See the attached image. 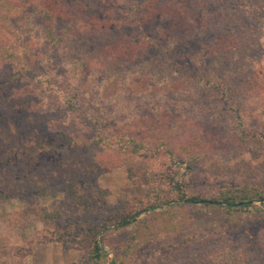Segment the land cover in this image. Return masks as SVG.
I'll list each match as a JSON object with an SVG mask.
<instances>
[{
  "label": "trees",
  "instance_id": "obj_1",
  "mask_svg": "<svg viewBox=\"0 0 264 264\" xmlns=\"http://www.w3.org/2000/svg\"><path fill=\"white\" fill-rule=\"evenodd\" d=\"M31 1L25 7V27L57 55L65 90L90 97L93 106L86 117L95 134L89 143L114 146L137 194L110 206L87 177L73 175L33 180L26 187L0 186V208L10 199L22 205L19 211L0 209L6 227L0 233V254L7 251L9 264H23L39 241L47 240L34 228L36 239L21 233L22 245L8 248L11 232L30 227L29 215L53 226L48 242L83 250L80 264H101L106 258L101 245L111 232L101 231L145 222L135 220L149 210L181 202L230 213L264 203V184L260 186L255 169L250 180L240 175L232 186L209 173V165H218L217 151L193 148V155L180 156L163 143L124 134L113 138L108 129L109 123L128 128L149 115L166 120L182 111L184 117L192 113L210 124L215 120L216 130L226 132L231 149L225 150L232 154L264 149L262 133L249 125L264 117V0ZM21 78L0 67V164L13 145L21 146L23 132H35L48 121L39 112V94L28 92ZM37 82L72 107L73 99L55 82ZM195 177L223 184L209 193H191L189 182ZM47 199L52 200L51 212L41 202ZM238 241L220 234L194 237L171 245V255L152 264H264V245L258 243L255 253Z\"/></svg>",
  "mask_w": 264,
  "mask_h": 264
},
{
  "label": "rangeland",
  "instance_id": "obj_2",
  "mask_svg": "<svg viewBox=\"0 0 264 264\" xmlns=\"http://www.w3.org/2000/svg\"><path fill=\"white\" fill-rule=\"evenodd\" d=\"M30 2L32 1L0 0V67L13 75H22L21 84H25L24 88L28 92L35 91L39 94V112L45 113L48 121L35 132H23L21 146L13 145L8 150L0 164V186L19 188L26 187L33 180H54L61 175L79 178L85 176L90 184H95L105 193V200L110 206L117 205L119 198L132 197L137 194V189L129 180L126 167L120 165L114 146L96 147L89 143L95 133L86 115L93 102L89 101V96L73 92L72 89L67 92L66 77L61 78L64 72L57 55L42 47L25 27V7ZM151 34L146 37L151 38ZM10 55L17 58H11ZM38 80L55 82L56 87L73 99L72 107L65 105L56 92L47 89L44 91ZM247 108L252 112L255 107L247 104ZM183 113L185 112L180 111L174 118L166 120L149 115L142 122L131 124L128 128H118L109 123L108 129L113 138L124 134L139 141L163 143L168 150L181 153L180 156L193 155V148L201 152L217 151L218 156L214 160L218 165L207 167L210 175L222 176L224 183L234 186L241 179L238 177L245 176V179L250 180L251 170L255 169L260 186L264 184V149L232 154L225 150L231 149V146L225 138L226 132L216 130L215 120L212 125L209 121L196 118L192 113L190 118L184 117ZM255 119L249 123L250 129L262 133L264 142V117ZM221 183L222 181L212 184L203 177H195L189 182L191 193H209ZM41 202L50 212L53 211L52 200ZM252 203L254 206L248 211L228 213L220 208L185 206L176 202L170 204L174 207L163 205L141 214L135 220L144 219L145 222H133L116 231L114 226H108L100 233L103 235L106 230L111 231L106 237V244L101 245L106 256L101 264H110L112 261L120 264H152L161 257L171 255V245L213 234L239 239L241 245L258 253V243L264 245V203ZM21 207L19 201L10 199L0 209L13 212L19 211ZM75 212L77 216L83 213L82 210ZM100 219L97 218L96 222H100ZM28 220L31 224L24 232L15 230L10 233L8 248L22 245L21 233L27 238L36 239L34 234L37 230L40 231L38 235L45 236L47 240L39 241L40 245L32 255L23 260V264H80L85 254L83 250L48 242L50 235L47 232H52L53 226H45L30 215ZM4 231L5 224L0 221V233ZM6 252L0 254V264H9ZM181 263V260L170 262Z\"/></svg>",
  "mask_w": 264,
  "mask_h": 264
}]
</instances>
